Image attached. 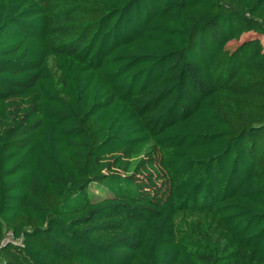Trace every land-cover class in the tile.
<instances>
[{
	"label": "trees",
	"instance_id": "1",
	"mask_svg": "<svg viewBox=\"0 0 264 264\" xmlns=\"http://www.w3.org/2000/svg\"><path fill=\"white\" fill-rule=\"evenodd\" d=\"M0 264H264V0H0Z\"/></svg>",
	"mask_w": 264,
	"mask_h": 264
},
{
	"label": "rangeland",
	"instance_id": "2",
	"mask_svg": "<svg viewBox=\"0 0 264 264\" xmlns=\"http://www.w3.org/2000/svg\"><path fill=\"white\" fill-rule=\"evenodd\" d=\"M249 37H251L249 34L242 35L240 40L238 42H236V44H232V46H229V49H232V48L238 46L241 42L250 39ZM89 193L91 195H96L97 196L98 194H97L96 186L91 187V189L89 190ZM98 196L100 197V195H98Z\"/></svg>",
	"mask_w": 264,
	"mask_h": 264
}]
</instances>
